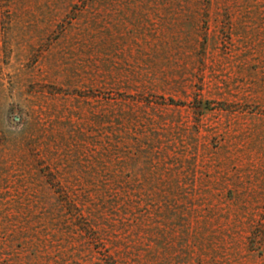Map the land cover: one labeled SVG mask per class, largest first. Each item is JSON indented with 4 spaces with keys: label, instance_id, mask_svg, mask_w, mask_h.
Returning a JSON list of instances; mask_svg holds the SVG:
<instances>
[{
    "label": "rangeland",
    "instance_id": "374dc122",
    "mask_svg": "<svg viewBox=\"0 0 264 264\" xmlns=\"http://www.w3.org/2000/svg\"><path fill=\"white\" fill-rule=\"evenodd\" d=\"M0 264H264V0H0Z\"/></svg>",
    "mask_w": 264,
    "mask_h": 264
}]
</instances>
